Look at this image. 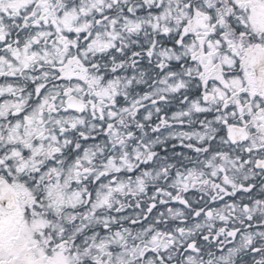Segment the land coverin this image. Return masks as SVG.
<instances>
[{
	"label": "snow or ice",
	"instance_id": "snow-or-ice-1",
	"mask_svg": "<svg viewBox=\"0 0 264 264\" xmlns=\"http://www.w3.org/2000/svg\"><path fill=\"white\" fill-rule=\"evenodd\" d=\"M0 264H264V0H0Z\"/></svg>",
	"mask_w": 264,
	"mask_h": 264
}]
</instances>
